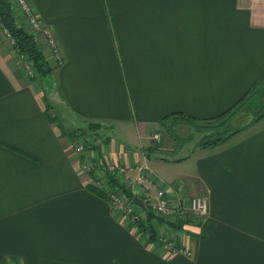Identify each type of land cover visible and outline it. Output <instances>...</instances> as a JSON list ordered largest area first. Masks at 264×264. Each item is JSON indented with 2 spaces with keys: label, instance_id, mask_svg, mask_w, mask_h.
Returning <instances> with one entry per match:
<instances>
[{
  "label": "crops",
  "instance_id": "crops-1",
  "mask_svg": "<svg viewBox=\"0 0 264 264\" xmlns=\"http://www.w3.org/2000/svg\"><path fill=\"white\" fill-rule=\"evenodd\" d=\"M27 2L60 63L27 79L0 26V264H264V111L253 121L264 107V0ZM243 100L227 141L187 138ZM79 130L98 136L97 157L126 166L121 185L157 178L172 204L207 195L205 218L162 230L192 260L88 188L70 136Z\"/></svg>",
  "mask_w": 264,
  "mask_h": 264
},
{
  "label": "built area",
  "instance_id": "built-area-1",
  "mask_svg": "<svg viewBox=\"0 0 264 264\" xmlns=\"http://www.w3.org/2000/svg\"><path fill=\"white\" fill-rule=\"evenodd\" d=\"M20 10L22 16L25 19V23L28 26L29 33L33 35L35 38L38 46L46 45L47 53L49 52L50 55H53V60L56 63H60V53L58 49V44L56 39L52 35V32L46 26L42 25L38 18L32 12V9L27 2V0H12ZM2 33L4 34L7 42H9V46L13 47L15 44L14 38L11 36L10 32L2 26L0 23ZM19 56L23 60V68L27 69L30 74L34 72L32 67H30L29 62L25 60L22 53H19ZM27 72V71H26ZM27 72V73H28ZM159 137L158 133H154L152 138L157 139ZM75 150L81 154V168L90 174L95 173L97 176H102L103 171L101 169L108 170L112 174L119 176L121 178H125L128 180L130 184V179L127 175V168L124 165L116 164V163H105L99 157H97L90 147H85L83 144H78L75 146ZM91 177V176H90ZM92 178V177H91ZM100 179V178H99ZM101 182L100 180H95V185ZM144 185L148 188L146 190L144 199L149 201L152 208L158 214H163L169 218L170 222H174L181 218L182 220L187 217L189 213L197 214V215H205L207 212V199L205 194H196L188 199H181L175 205L169 202L165 192H167L166 186L160 180L156 179H147V176L140 175L136 180V183L133 184L135 188L137 185ZM163 185V187H161ZM155 190V192H154ZM109 196V201L113 204V206L117 210H124L127 209L130 212L132 211L131 208L129 209L128 206H124V202L118 197V194L115 192H107ZM134 217L131 216V221H134ZM164 246L171 252L176 253L177 251L189 254V251L184 250L182 247H176L171 242H167L166 239L163 241Z\"/></svg>",
  "mask_w": 264,
  "mask_h": 264
},
{
  "label": "rangeland",
  "instance_id": "rangeland-1",
  "mask_svg": "<svg viewBox=\"0 0 264 264\" xmlns=\"http://www.w3.org/2000/svg\"><path fill=\"white\" fill-rule=\"evenodd\" d=\"M44 46L46 47V45H44ZM44 57H45V61H46V64H47L49 70H47L45 73L40 74L38 76H45L46 74H48L50 72L51 66L55 65L54 60H53L54 59L53 55H50L49 52L46 53L44 55ZM29 65H30V67H32L30 62H29ZM26 71L28 72L27 69H24V72L26 73L27 79L32 80L36 77L35 72L30 74L29 72L27 73ZM260 93H262L261 95L264 96V91L262 92V90H260ZM263 105H264V102H263ZM261 111H264V107L260 108V110L257 113H259ZM227 117L229 118V114L224 113L221 116H218L215 118H208L207 119L208 121H206V122H198V124L196 125L197 127L193 129L194 131H192V134L188 133L187 138H192V136L194 137V136L199 135L200 136L199 143L202 146H204L203 145L204 142L216 141L218 139L224 138L230 132H233V130L237 129L234 127H228L227 126V123H228ZM168 132H169V130H168ZM70 136H71L74 151L76 153H78V152L75 150V146L78 144H83L86 148L90 147V149L92 150V147L96 148L97 143L99 142L98 136L95 133H93V131L86 132L85 130H79V131H77V133L72 134ZM229 138H231V137H229ZM228 139H226L224 141H227ZM224 141H221L219 144H222ZM78 155H79V153H78ZM80 156H81V154H80ZM101 170L103 171L102 177L97 176V174H96V178L101 177L100 178L101 181L104 182L103 190L106 193L107 192L117 193L118 197L124 202V206H128L129 209L131 208V210H132L131 212H130V210L128 211L127 209L119 210L122 217H124L126 225H128V226L130 225V227H132V228L135 227L136 230H139L141 232V234L143 236H145L146 238H149V235L151 233H154V239L153 240L151 239L152 241L156 240L158 242H162L164 239H166L167 242H171L174 246L183 248V246H179L176 244L174 237L164 235L162 230L164 227H166V225L172 227V224L175 226L177 224H180V223L187 221L186 219H187L188 215L183 220L181 218H179L178 220H175L173 223H170L169 218L167 216H165L163 214L156 213V211L151 206V201H150V204H148L149 201H146L144 199V196H146L145 192H146V190H148V188L146 186H144L142 184L137 185L135 188H132L131 185H130V188H129V185L127 187H125L124 185H121V187H119L120 185L119 186L117 185L115 188L112 187V185L106 186V185H109V183H108L109 180H111V181L116 180L117 181V178L114 174H112L108 170H105V169H101ZM90 176H91V174H90ZM156 180H159V179L156 178ZM125 181H126V184H128V180L125 179ZM186 182L189 184H192L193 180L188 179ZM94 185H95V183H94ZM161 187H163V185ZM105 188H108L109 190H107ZM154 192H155V190H154ZM165 194H166V196L170 202V197H169L168 193L165 192ZM135 195L139 196L146 203L147 209H144L142 206L132 202L131 197L135 196ZM192 196H194V195L189 194L188 192L183 193V195H181L179 197V201L181 199H188ZM206 199L208 201L207 195H206ZM208 210L209 209H208V202H207L206 214L205 215H194V216H197L198 218L203 219L208 214ZM146 211H150L151 214H147ZM131 216L134 217V219H135L134 221H131ZM140 223H142L143 227L139 226ZM143 228H145V230H143ZM150 228H152L154 231L151 232ZM183 249L186 251H189L190 253L186 254V253L179 252V251H177L176 253L183 254L186 258H189L190 260H192L193 259V251H191L187 248H183ZM176 253H172V254H176Z\"/></svg>",
  "mask_w": 264,
  "mask_h": 264
},
{
  "label": "trees",
  "instance_id": "trees-1",
  "mask_svg": "<svg viewBox=\"0 0 264 264\" xmlns=\"http://www.w3.org/2000/svg\"><path fill=\"white\" fill-rule=\"evenodd\" d=\"M0 23L2 24V26H4L5 28H7V30L10 32L11 36L14 38L15 40V44L13 46V48H15V50L18 53H22L25 57L26 60H28L31 65L32 68L35 72V75H40L45 73L47 70H49L46 61H45V57L42 54L41 50L38 47V44L35 40V38L33 37L32 34L28 33L17 21L16 16L14 14L12 5L10 3L9 0H0ZM245 100L240 101L232 110H228L225 112V114H232L233 112L237 111L239 109V107L244 103ZM224 114V113H223ZM177 115H181L178 114ZM222 115V114H221ZM219 115V116H221ZM263 115V111L259 112L253 121H256L258 118H260ZM184 117V116H182ZM218 117V116H217ZM185 118V117H184ZM186 119V118H185ZM189 119V118H188ZM241 128H237L235 130H233V132H230L228 135H226L224 138L222 139H218L216 141H207L204 142V146H214L219 144L221 141H224L226 139H228L229 137L233 136L236 132H238ZM111 176V175H110ZM91 177L93 180H96V174L92 173ZM112 177V176H111ZM113 178V177H112ZM114 179V178H113ZM109 185L112 187H116L117 185L119 187H121V184L119 182H117L116 180L111 181L109 180ZM88 188L92 191H94L95 193H97L100 196L105 197L107 200H109V196L106 194V192L99 186L94 185V184H88ZM133 198V196L131 197V199ZM144 209H147V205L146 207H144ZM147 214H151L150 211H146ZM173 223V222H170ZM139 226H142V223L139 224ZM143 230H145V228H143ZM150 231H154L152 228H150ZM149 239H154V233H151L149 235Z\"/></svg>",
  "mask_w": 264,
  "mask_h": 264
},
{
  "label": "water",
  "instance_id": "water-1",
  "mask_svg": "<svg viewBox=\"0 0 264 264\" xmlns=\"http://www.w3.org/2000/svg\"><path fill=\"white\" fill-rule=\"evenodd\" d=\"M132 202L142 206L143 208L146 207V203L139 196H133Z\"/></svg>",
  "mask_w": 264,
  "mask_h": 264
}]
</instances>
